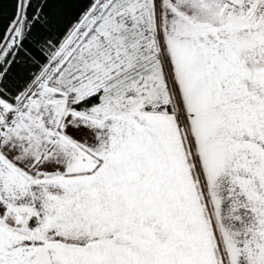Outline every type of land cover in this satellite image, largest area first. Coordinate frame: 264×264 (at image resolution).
Masks as SVG:
<instances>
[{"label": "snow or ice", "instance_id": "6c2138e0", "mask_svg": "<svg viewBox=\"0 0 264 264\" xmlns=\"http://www.w3.org/2000/svg\"><path fill=\"white\" fill-rule=\"evenodd\" d=\"M0 264H264V0H0Z\"/></svg>", "mask_w": 264, "mask_h": 264}]
</instances>
